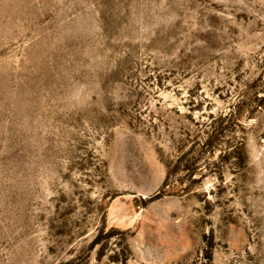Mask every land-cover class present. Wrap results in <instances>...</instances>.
Segmentation results:
<instances>
[{
    "label": "rangeland",
    "instance_id": "374dc122",
    "mask_svg": "<svg viewBox=\"0 0 264 264\" xmlns=\"http://www.w3.org/2000/svg\"><path fill=\"white\" fill-rule=\"evenodd\" d=\"M0 264H264V0H0Z\"/></svg>",
    "mask_w": 264,
    "mask_h": 264
}]
</instances>
